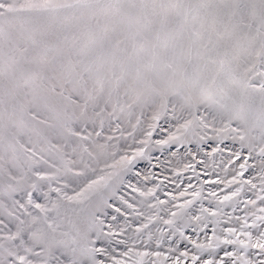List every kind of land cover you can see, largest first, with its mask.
Instances as JSON below:
<instances>
[{
  "label": "snow or ice",
  "instance_id": "6c2138e0",
  "mask_svg": "<svg viewBox=\"0 0 264 264\" xmlns=\"http://www.w3.org/2000/svg\"><path fill=\"white\" fill-rule=\"evenodd\" d=\"M0 264H264V0H0Z\"/></svg>",
  "mask_w": 264,
  "mask_h": 264
}]
</instances>
